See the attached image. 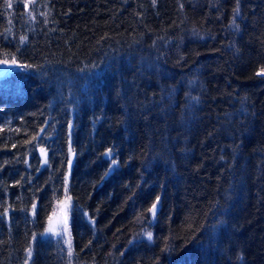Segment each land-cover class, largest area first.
Segmentation results:
<instances>
[{"label": "trees", "instance_id": "16d2710c", "mask_svg": "<svg viewBox=\"0 0 264 264\" xmlns=\"http://www.w3.org/2000/svg\"><path fill=\"white\" fill-rule=\"evenodd\" d=\"M236 6L0 0V60L19 66L0 76V264H24L29 242L30 264H68L39 234L64 196L69 119L72 264H264V0ZM45 119L51 167L38 148L28 167L23 141ZM108 148L119 163L101 180Z\"/></svg>", "mask_w": 264, "mask_h": 264}, {"label": "snow or ice", "instance_id": "6c2138e0", "mask_svg": "<svg viewBox=\"0 0 264 264\" xmlns=\"http://www.w3.org/2000/svg\"><path fill=\"white\" fill-rule=\"evenodd\" d=\"M31 3H35V0H30ZM153 5H155L156 0H152ZM239 3L240 0H236V4L237 6L234 8V14L235 16H238L240 13V8H239ZM11 3L7 4V7H11ZM28 4H25L24 7L27 9L28 8ZM183 7V5H181V8ZM42 15H47L45 13H42ZM45 23H48L47 18L44 21ZM230 24L233 25L236 29H239V25L236 24L235 22V18H233L230 21ZM194 34H198V33H194ZM20 42L24 43L27 40V36H21L20 38ZM103 39V37H102ZM0 63H12V64H16V60L15 58H13L11 61L9 60H0ZM23 67H34L33 65L30 64H26V65H22ZM92 67H97V65H92ZM257 75H264V68H262ZM195 83V81L190 80L189 81V85H193ZM175 89H173L172 91H174ZM186 97L190 100V101H196L199 102V97H192L190 95V93H185ZM171 96V91L169 92V97ZM0 111H3V109H0ZM46 125H51L52 127H54L55 125L51 123V121L49 119H45L44 124L40 126L39 131H36L34 135H32L29 139H26L23 141V145L26 146L25 149V153H24V159H23V163L28 166L31 167V165H29L27 156L28 154H30L31 152H34L37 148L39 150L40 153V165L48 168L51 167L50 164V157H49V148L50 145L47 144V140L48 137L51 136V133L48 132ZM67 126H68V130H69V141H68V149H67V153L62 156V160L66 159L67 161V167H68V171L65 172L63 174V188H64V198L63 200H58L57 204L60 207L59 210V214H52L48 216V221H49V226L47 228H45L43 233H40L39 235L43 236L46 234H51L52 236H57L60 237L61 239H63L64 244L66 245L67 248V257H68V264H72V259L75 255L74 250H73V246H72V240H71V232L69 229V213L73 212V211H78L77 206L75 205V203L73 202V198L70 195V175H71V168L73 165V160L75 158V156L77 155L76 150L72 147V142H71V130L74 127L73 121L71 119H69L67 121ZM9 131H12V129H8ZM0 131H3V129H0ZM14 131L16 132H20L21 129L17 128ZM26 131V130H25ZM47 134V135H46ZM41 145H46V146H41ZM12 148H18L19 145L17 144H12L11 145ZM101 155L108 157L111 159V162L108 164L107 169L105 170V172L103 173V175L101 176V180H103L106 176H108L110 173H112L114 170L117 169L118 167V160L111 158L113 155V149L112 148H108L105 150L104 153H102ZM221 159L223 160L224 157L222 156ZM17 162H20L19 160ZM11 163V161L5 160L3 162V164H0V169H2L4 167V165ZM36 171L39 172L40 168L37 167ZM56 171H61L60 168H57ZM28 181H31V176L29 175L27 177ZM25 180L24 176H21V180H17L15 183L17 186L21 185V183ZM45 183H47V181H45ZM54 196H55V191H54ZM160 200L161 197L159 195L156 196L155 200L152 202L151 206L147 209H145L144 211L146 213H149L151 215L152 220H155L156 215H157V211L159 208V204H160ZM11 205H9V207H6L3 209V212L0 213V219H3L5 217L9 216V211H10ZM38 210H39V205L37 204L36 200L32 201V205H31V214L35 217L38 214ZM84 216H88V213L85 212ZM91 219V218H89ZM138 221L140 220H144L145 216L143 213H139L137 215L136 218ZM149 226L151 225V220L148 221ZM214 227V226H212ZM196 231H199V229H196ZM38 234L37 233H33L32 234V238L33 240L36 238ZM194 235V234H193ZM140 236L145 237L148 241H152L154 239V235L152 231H148L147 229H143L141 230V233L137 234V238H139ZM167 240V237L165 238ZM132 241H129V244H131ZM89 244H91V241H89ZM85 247H88V245H85ZM64 249H62L63 251ZM170 246L169 245H165V247L163 249H161L162 252L164 251H170ZM83 251V249L81 250ZM25 253L27 255V259L24 260V264H29V260L31 259L32 256V244L31 242H29L28 246L25 248Z\"/></svg>", "mask_w": 264, "mask_h": 264}, {"label": "rangeland", "instance_id": "374dc122", "mask_svg": "<svg viewBox=\"0 0 264 264\" xmlns=\"http://www.w3.org/2000/svg\"><path fill=\"white\" fill-rule=\"evenodd\" d=\"M18 67H19L18 64L0 63V76L18 68ZM64 195H65V193H64ZM63 198H64V196L59 200H63ZM57 201L55 202V205H54L53 210H52L50 215H52L54 213L59 214L60 207L57 204ZM69 224H70V213H69ZM48 226H49V221L47 220L45 228H47ZM45 228L43 229L42 233L44 232ZM69 229H70V226H69ZM40 238L45 239V240L50 239V240L56 241L61 246V248L64 249V251L67 253L66 245L64 244L63 239H61L60 237L52 236L51 234H46L43 236L40 235ZM26 259H27V255H26ZM30 260H29V264H30Z\"/></svg>", "mask_w": 264, "mask_h": 264}, {"label": "bare ground", "instance_id": "6f19581e", "mask_svg": "<svg viewBox=\"0 0 264 264\" xmlns=\"http://www.w3.org/2000/svg\"><path fill=\"white\" fill-rule=\"evenodd\" d=\"M54 205H55V203H54ZM54 207V206H53ZM149 231H151V229H149ZM140 240H143V241H145V242H147V243H152V241L150 242V241H148L145 237H143V236H141V239Z\"/></svg>", "mask_w": 264, "mask_h": 264}]
</instances>
